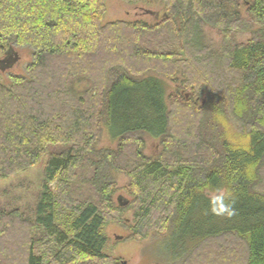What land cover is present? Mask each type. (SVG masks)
<instances>
[{
    "label": "trees",
    "instance_id": "16d2710c",
    "mask_svg": "<svg viewBox=\"0 0 264 264\" xmlns=\"http://www.w3.org/2000/svg\"><path fill=\"white\" fill-rule=\"evenodd\" d=\"M121 1L161 14L103 24L105 0H0V51L14 41L33 52L28 80L0 82V181L46 157L32 218L0 213V264L108 261L106 215L127 207L132 238L183 235L175 260L226 263L228 248L202 261L198 250L233 235L242 264H264V0ZM242 8L258 31L233 43L229 32L247 28ZM205 25L222 31L218 48ZM79 80L89 88L77 92ZM209 104L212 121L231 123L241 140L209 134ZM103 129L117 150H96ZM142 135L160 140L162 153L146 157ZM55 146L64 149L49 152ZM111 172L128 178L126 206L113 201ZM218 189L235 215L208 210Z\"/></svg>",
    "mask_w": 264,
    "mask_h": 264
},
{
    "label": "rangeland",
    "instance_id": "374dc122",
    "mask_svg": "<svg viewBox=\"0 0 264 264\" xmlns=\"http://www.w3.org/2000/svg\"><path fill=\"white\" fill-rule=\"evenodd\" d=\"M105 13L103 17V24H108L117 21L134 22L138 20L145 21L147 23H153L156 14H161V7L159 5L148 6L143 3L126 4L121 0H105ZM241 11V17L247 24V28L237 29L229 32V37L233 43L245 44L251 38L254 37L258 27L254 25L249 16L246 14L244 8L239 9ZM158 12V13H157ZM203 31L206 36L207 42L212 48H218L221 45V41L224 35L220 30L211 25L203 26ZM11 47L12 53L17 59L14 63L9 65H3L1 62L6 60L5 52ZM33 52L29 47L19 46L11 41L7 47H4L0 51V82L3 85H9L13 78L29 79L28 67L32 63ZM166 81V88L168 90L167 95L172 93L174 84ZM90 83L87 80H79L73 84V88L77 92L89 88ZM204 97H201L198 103H202ZM169 100L167 99V105L169 106ZM211 109L210 104L206 107L207 112V128H211L209 133L212 136H219L220 132L225 130L226 134L231 138L233 142L241 140V136L236 133L233 125L228 122L220 121L221 125H216L209 116ZM206 123V124H207ZM224 129V130H223ZM209 135V136H210ZM144 141L143 154L149 158H155L162 153V146L160 140L153 139L148 135H142ZM117 140L112 139L105 129L102 130L99 139L95 145L96 150L111 149L117 150ZM64 149L63 146H55L49 148V152H56ZM134 151V146L130 143H126L123 147L122 155L124 158L131 157ZM46 157H43L41 162L34 167H31L23 172L11 175L5 180L0 181V213H8L13 210H17L25 218H32L35 204L38 194L40 192L41 183L43 181V168ZM111 176L114 180V195L113 201L117 204V199L130 201V197L127 195L129 181L128 178L121 174L111 172ZM54 187V185H51ZM84 191V190H83ZM212 195L213 193H208ZM106 223L103 227L102 233L107 238L106 245L103 249V254L108 257V261H88L81 264H202L199 263L200 256L194 254L190 258L180 260L176 258L180 253L183 254L186 249L181 247L180 241L182 236L178 239L170 238L168 232H156L152 231L144 239H135L130 236V228L133 226V209L127 207L120 214L107 213ZM218 247L224 248V250L230 251L227 255V262L222 264H242L245 257V247L242 242L236 239L233 235H224L222 237L209 240L202 244L198 250L199 254L207 253L208 250H219ZM197 252V255H199ZM219 253V251H212ZM195 256V257H194ZM201 261L205 258L202 255ZM194 257V258H193ZM214 262L218 259L216 257L209 258ZM185 260V261H184Z\"/></svg>",
    "mask_w": 264,
    "mask_h": 264
},
{
    "label": "clouds",
    "instance_id": "9594fccd",
    "mask_svg": "<svg viewBox=\"0 0 264 264\" xmlns=\"http://www.w3.org/2000/svg\"><path fill=\"white\" fill-rule=\"evenodd\" d=\"M208 210L217 216L231 217L235 215V209L230 200V194L226 190H216L209 197Z\"/></svg>",
    "mask_w": 264,
    "mask_h": 264
},
{
    "label": "water",
    "instance_id": "95a60500",
    "mask_svg": "<svg viewBox=\"0 0 264 264\" xmlns=\"http://www.w3.org/2000/svg\"><path fill=\"white\" fill-rule=\"evenodd\" d=\"M156 17H157V14H156ZM5 57H6V60H3L1 62V64L3 65L10 66V64L14 63L17 60L12 53L11 47H9L8 50L5 52ZM118 201L120 202L121 206H126L128 204V202L126 200H123L122 198H119Z\"/></svg>",
    "mask_w": 264,
    "mask_h": 264
}]
</instances>
